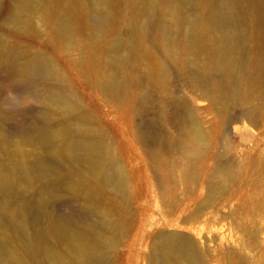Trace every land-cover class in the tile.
Wrapping results in <instances>:
<instances>
[{
	"label": "bare ground",
	"instance_id": "6f19581e",
	"mask_svg": "<svg viewBox=\"0 0 264 264\" xmlns=\"http://www.w3.org/2000/svg\"><path fill=\"white\" fill-rule=\"evenodd\" d=\"M3 1L0 0V7L17 25L24 13L33 14V0H10L5 4ZM108 1L95 0V3L105 8ZM190 2L195 8L213 2L206 22L201 17L191 23L184 20L180 17V4L169 2V15L158 14L132 24V39L112 44L115 66L109 79L101 76L99 86L111 99L116 119H125L126 133L142 146V162L152 167L150 177L160 182V190L165 182L178 178L187 182L205 177L211 184L210 191L219 194L224 189V180L233 178L235 172L228 163L227 151L219 152L214 145V136L218 134L207 130L205 124L214 115L224 125L234 113L235 121L264 127V0ZM142 13L148 15L146 8ZM97 26L105 28L102 12ZM182 29L188 35L184 53L189 57L187 61L178 51L175 37ZM248 29L255 32L247 33ZM65 30H71L68 23ZM155 49L161 52L159 60L153 56ZM122 52L128 55L126 62L119 58ZM3 54L0 53V68H9L7 77L14 80L15 87L33 89L38 80L56 74L51 63L43 58L21 64L19 57L9 59ZM200 56L209 61H202ZM131 60L138 65L131 66ZM141 64L143 74L138 69ZM172 74L186 77L196 95L189 88L176 87L171 81ZM49 98L69 112L77 108L70 93L54 91ZM7 120L8 115L0 109V122ZM165 126L170 134H162ZM62 134L64 140L60 144L53 132L32 135L25 142L32 148L38 147L27 152L25 142L0 132V148H5L11 161L9 168L0 163V264H25L19 251L35 254L40 247L38 243L53 239L67 245L63 258L52 254L56 263L105 262L98 254L102 239L98 230L103 225L99 221L91 225V232H73L71 216L53 223L46 233L29 230L30 222L36 223L48 213L52 198L47 193L52 187L81 198L87 213L94 216L99 213L95 202L97 188L112 187L119 191L124 184L120 159L115 149L112 156L101 131L82 140H71L69 129ZM54 165H68L72 170L65 166L69 175L81 174L84 181L77 183L68 175L56 173ZM33 188L37 189V197L23 200L21 190ZM10 202L16 203L14 211L7 209ZM225 237L218 234L221 243ZM156 239L157 249L147 258L142 252L144 238L135 237L129 246V264H209L203 248L207 239L203 242L189 233L171 232L159 234ZM231 260L228 258L231 264H245L236 256H231Z\"/></svg>",
	"mask_w": 264,
	"mask_h": 264
},
{
	"label": "rangeland",
	"instance_id": "374dc122",
	"mask_svg": "<svg viewBox=\"0 0 264 264\" xmlns=\"http://www.w3.org/2000/svg\"><path fill=\"white\" fill-rule=\"evenodd\" d=\"M9 1L4 0L3 4ZM169 2L180 4V17L190 23L197 17L206 22L213 4L195 8L190 6V0H160L158 3L109 0L103 8L95 0H33V14L24 13L19 25L0 7V53L4 52L3 57H19L21 64L43 58L56 71L54 76L38 80L33 89H21L14 86L13 79H8L9 68H0V109L9 117L0 122V132L22 142L32 135L53 132L56 143L60 144L65 129L70 130L71 140L86 139L101 131L105 145L112 156L115 149L125 173L119 191L96 186L95 202L99 213L94 216L87 213L81 198H73L60 187H52L47 193L52 198L48 213L38 222H30L29 230L46 233L53 223L71 216L74 217L70 221L73 232H91V225L99 221L103 225L98 230L102 238L98 254L104 257V264H129V246L135 237L144 238L142 252L149 258L157 249V235L169 232L189 233L203 242L207 239L203 248L209 264H231L228 261L231 256L242 258L245 264H264V127L235 121L234 113L229 118L232 121L221 125L218 118L211 115L205 127L218 134L214 136V145L219 152L227 151V160L235 176L224 180V189L219 194L210 191V182L205 177L187 182L178 178L165 182L160 190V182L150 177L152 167L142 162V146L126 133L125 119H116L111 99L99 86L101 76L109 79L115 66L112 44L118 40L130 41L132 24L158 14L169 15ZM144 8L147 16L142 13ZM101 12L104 29L97 26ZM248 22L251 23V19ZM65 23L70 26L69 32L65 30ZM240 33L244 31L240 29ZM175 37L178 51L187 61L189 57L184 54L187 30L182 29ZM153 56L161 59L160 50H153ZM127 57L126 52L119 55L125 62ZM200 58L209 61L206 56ZM129 62L133 67L138 65L135 60ZM138 69L141 74L145 71L143 64ZM171 81L182 90H191L186 77L172 74ZM54 91L70 93L76 101V110L69 112L52 102L49 94ZM167 128L162 129L163 135L171 133ZM37 147L26 143L24 150L30 152ZM0 163L5 168L11 167L4 147L0 148ZM65 166L70 169L68 165L52 167L56 173L68 175L77 183L84 181L81 174L71 177ZM36 190H21L22 199H34ZM16 207L13 202L7 205L8 211ZM219 233L226 236L223 243L218 239ZM38 245L35 254L18 252L25 264H59L53 255L60 258L66 255L67 245L61 240H48Z\"/></svg>",
	"mask_w": 264,
	"mask_h": 264
}]
</instances>
